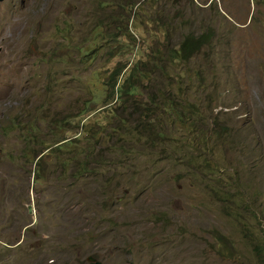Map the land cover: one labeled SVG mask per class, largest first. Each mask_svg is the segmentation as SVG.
Here are the masks:
<instances>
[{
  "label": "rangeland",
  "instance_id": "rangeland-1",
  "mask_svg": "<svg viewBox=\"0 0 264 264\" xmlns=\"http://www.w3.org/2000/svg\"><path fill=\"white\" fill-rule=\"evenodd\" d=\"M209 28L186 63L149 68ZM107 33L122 56H106ZM80 44L102 46L85 61ZM117 58L118 79L135 64L147 74L127 102L103 104ZM61 138L74 143L56 149ZM89 147L86 169L66 159ZM86 256L264 264V0L0 1V264Z\"/></svg>",
  "mask_w": 264,
  "mask_h": 264
},
{
  "label": "trees",
  "instance_id": "trees-1",
  "mask_svg": "<svg viewBox=\"0 0 264 264\" xmlns=\"http://www.w3.org/2000/svg\"><path fill=\"white\" fill-rule=\"evenodd\" d=\"M106 3V2H104ZM115 19L112 18L109 21V25L107 26H112L113 29H117L119 28V26L114 23ZM106 26V24L104 22H100L97 23L96 25H94V28H100L102 29V27ZM99 32V31H98ZM101 32V31H100ZM211 31L210 28L202 31L198 34H185L181 37V39L175 44V45H170V47H166L164 46V56H160L158 54H153L151 59L148 58L147 62L149 63V68H156L159 70H163L165 67V61L167 63H173V62H182V63H186V61H188L192 56H194V54H196L197 52H199V50L203 47L209 44L210 40H211ZM117 38V35L115 33H107L106 35H104L102 38H100V44L102 43H106V45H109V47L107 48V51L109 52L108 54H106V56L109 55V59L115 56H122V55H117L118 54V46L117 44H115V39ZM100 47L102 45H99ZM97 44L96 47L94 45H92L91 47H84L83 44H80L79 47H77V51L79 54V57L81 60H85V61H90L92 60L95 55L98 54V50L100 49ZM113 49V51L111 50ZM112 51V52H111ZM124 64H121L120 62V58H117V62L115 63V65L113 66L111 72L106 76L104 82L102 83V85L104 86L102 94H101V103L103 104H107V102L111 99L114 98H118L119 100H121V103H125L128 101V98H131L134 96L135 92L138 91V87H139V80L141 77H146V67L145 68H137L136 64L133 65V67L129 70V73L123 77V79H118V76L121 72V70L123 69ZM135 69V73L132 72V70ZM96 99V95L94 94H90V97L87 99V101L85 102V105L89 104V102H91L92 100ZM109 106V105H108ZM182 110H183V116H182V121L185 120L184 124L186 123L187 128L191 129L193 124H190V121L188 120V116L187 115H191L193 113V109L191 107L190 113L187 114V109L184 110V107L181 106ZM112 108V107H111ZM111 110V109H110ZM82 111H85L84 109ZM112 112V110H111ZM179 116V115H178ZM117 122L122 123L123 118L117 116L116 117ZM139 126H141L140 124L137 125H132L128 128L127 132L125 133H129L131 134L132 132L136 134H138V130H139ZM185 126V127H186ZM119 129H122L121 127H118L113 134L115 135V132L119 133ZM123 132V129L122 131ZM97 132L93 131L91 133V137L96 139V134ZM91 142V140H89V143ZM55 143H57L55 145L56 149H60V148H64V149H69L70 145H72L74 143V141H70V140H65L64 138H61L59 140H57ZM88 143V146H89ZM93 143V141H92ZM91 143V144H92ZM113 144V141L111 142V145ZM91 146V145H90ZM119 146L122 147L121 144H119ZM88 152H84L83 156H82V161L79 162V158H75L73 156L74 151H72L70 153V155L66 158L67 160L76 163L77 168L80 170H84L88 157V153L91 150V147L87 148ZM42 153V151L39 152V154ZM78 154V152L76 153ZM42 156V154L40 155ZM39 156V157H40ZM35 157V155L33 156ZM63 163H65V161H63ZM74 173H71V175H73Z\"/></svg>",
  "mask_w": 264,
  "mask_h": 264
},
{
  "label": "water",
  "instance_id": "water-1",
  "mask_svg": "<svg viewBox=\"0 0 264 264\" xmlns=\"http://www.w3.org/2000/svg\"><path fill=\"white\" fill-rule=\"evenodd\" d=\"M2 1V0H0ZM86 261H88L87 264H101L100 261L95 260L92 256H86Z\"/></svg>",
  "mask_w": 264,
  "mask_h": 264
}]
</instances>
